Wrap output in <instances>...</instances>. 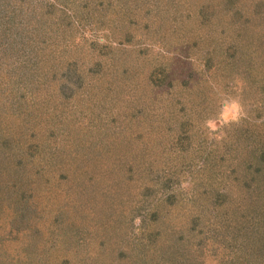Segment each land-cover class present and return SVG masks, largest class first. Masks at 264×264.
<instances>
[{
    "label": "rangeland",
    "instance_id": "rangeland-1",
    "mask_svg": "<svg viewBox=\"0 0 264 264\" xmlns=\"http://www.w3.org/2000/svg\"><path fill=\"white\" fill-rule=\"evenodd\" d=\"M11 1L1 15L48 13L51 30L68 8L84 43L78 58L59 47L72 73L39 63L34 34L2 38L0 264H264V0Z\"/></svg>",
    "mask_w": 264,
    "mask_h": 264
},
{
    "label": "trees",
    "instance_id": "trees-1",
    "mask_svg": "<svg viewBox=\"0 0 264 264\" xmlns=\"http://www.w3.org/2000/svg\"><path fill=\"white\" fill-rule=\"evenodd\" d=\"M13 1L15 3L16 0H12L11 1L12 5H13ZM72 1L73 0H68V2H70V3H72ZM75 1L76 0L73 1L72 6L75 5ZM81 1L82 2L84 1V3L87 2V0H79V3H81ZM94 1L97 2V3H100L99 0H94ZM193 1L196 2L197 0H193ZM97 3H96V7L99 6ZM86 5H87V3L85 4V7H86ZM201 5H203V4H201ZM51 6L53 8H55V3H54V5L51 4ZM100 7L101 6H99L98 8L100 9ZM8 8H9V6H8ZM56 8H58V16H57V18L54 16V18L57 20V24H55V26H54V23H53L54 27H53V30H51L52 25L50 24V17L48 15H46L48 13L43 15L44 17H42V16L40 17V15L38 17H29L27 19L26 23H25L24 22L25 16L22 18V20H18L17 21V19H18L17 18L18 17L17 14H15L14 17L12 18L10 16V14L6 13L8 11H4L2 13V15H1V7H0V19H1V22H7L6 23L7 26L13 25L18 31H22V37H19V38H18V35H16L13 38V37L7 35V33L2 34V35L0 33V46L1 47L2 46H6L2 42V38H4L6 40V42L8 44L7 46L14 47L16 45V43L20 42V41H22V45H21L22 47L27 46L30 43V40H29L30 37H32V34H34V38H38V41H39V43L41 45V46H38L36 48V50H35L38 53V54L35 53V55L37 56V60H39V63L42 62L43 64L44 63L45 64L46 63L51 64V66L53 68H55L56 72H58L60 70H63V71H69V72H72V73H76V72H73L74 70H70L72 65L74 66V62L75 61L74 62L72 61L73 62L72 63V62H69L67 59L63 58L62 57V51L59 50L60 49L59 47H62V44H63L64 48L67 49L66 51L63 50V51H65L64 55H68L69 56L71 54L72 57L78 58L79 53H80L79 49L81 50V47L83 46V43H84V39L82 38V36H80L81 38L79 37V39H76L74 36H72L69 33L70 32V28L73 25V23L71 22V18H72L71 11H70V13H68L69 9L68 8L67 9H63L61 7V5L60 6H56ZM199 8H201V6ZM82 9H84V8L82 7ZM20 11H22V9ZM168 11H169V9L166 10L165 12L167 13ZM170 11H172V10H170ZM20 13H22V12H20ZM20 13H18V14H20ZM189 13L182 16L183 19L185 21H188V22H190L191 19H192V17H190ZM197 15H198V19L199 20L193 23L194 28H197V27L200 28V26L206 24L205 20L201 17V15H199V14H197ZM171 17L172 16H168V19H170ZM32 23L35 25V26H32L34 31L27 32L26 31V27L29 24H32ZM184 26H185V24H183L182 21H180V24L176 23V25H175V27H177L178 29H182ZM95 31H94V33H95ZM100 31H101V37L103 38L104 42H107L106 45H103V47H108L109 49L111 48L112 50H118V51H121V50H124L125 48H127V45L126 46L124 45L125 46L124 48H121L119 45L118 46L120 48L117 45H113V41L115 42V40H113V39L115 37H118V34L115 35L113 32L111 34L110 30L107 31L106 29H101ZM119 37H122V38H120L118 43L123 45L124 41L127 40L128 35L125 34V35H122V36H119ZM49 41H51L54 46L51 45V44L50 45L47 44V43H50ZM45 42H47V43H45ZM90 44L93 45V47H94V40H92L90 42ZM111 45H113L114 47H112ZM218 45L219 44L215 43L216 50H223L224 49V46H223L222 43L219 46ZM232 45H235V44H232ZM55 46H56V48H55ZM115 47H117V48H115ZM131 47H133V45ZM137 48H138V46H137ZM236 48H237V46L235 47V49ZM7 49H9V48H7ZM212 56H213V54H212ZM246 56L245 55L244 56H242V55L239 56L238 60L241 62L240 64H245L246 65V63H248V65L253 67V63H255V62L252 61V59L254 57L252 56L251 59H249L248 57L246 58ZM31 59L32 58H28L27 57V61H30ZM64 66H66L67 68H63ZM20 67H22V66L20 65ZM31 69L32 68L28 67V65H27V69L26 70L30 71ZM256 70H257V68L255 66L253 68L249 67V70L247 68V73L245 75H249L250 73H252L254 75L256 73ZM149 76H151V73L149 74ZM185 83H186V81H185ZM99 117L100 118L98 120L103 122L102 126L105 125L104 129H105L106 126L110 128V130H109L110 134H115L116 132H120L121 134L124 133V130L120 128V124H117V122L119 120L117 117H112L110 115H105V114H101V115H99ZM144 117H145V111L142 108H138L137 110L136 109L135 110L132 109V111L128 112V114L126 116V118H128L130 120H133L135 122L142 121V119H144ZM145 119H148V118H145ZM97 122H99V121H97ZM117 126H118V128H117ZM114 129H117V131L114 130ZM177 129H178V127H177ZM176 132H177V130H176ZM101 133H102L101 136H99L100 134H97V136L95 137L94 145H96V146L97 145L100 146L101 143H103L102 140L104 138L105 139L107 138L106 136L103 135V130H102ZM175 133L173 134L174 135L173 138H171V136L169 137L170 141L173 140V142H175V145H176V143L179 145V143H181L182 140H185L187 138V135L184 134L181 130H178V132L176 134ZM168 143L169 142H167V144ZM161 146H163V145H161ZM104 150H105L104 148L102 150L100 148L99 153H100V151L102 152ZM162 150L165 151L164 150V146H163ZM211 154L214 157V154L209 152V155H211ZM255 154H257V152ZM261 155H262V153L259 154V156H261ZM232 157H233V153H232ZM205 160H206L205 163H203V165L205 167L202 166L201 168H199V172H201V173L203 171H205V170L210 171L209 168L212 167V164L210 162V157L206 156ZM232 168H234V167H232ZM257 168H259V167H257ZM235 170L237 171L236 167H235ZM232 171L234 172L233 169L231 170V172ZM216 177H217V175H216ZM223 180H225V179H223ZM223 180H222V178L220 179V184L221 185L224 184L223 182H225ZM214 204H216V203H214Z\"/></svg>",
    "mask_w": 264,
    "mask_h": 264
}]
</instances>
